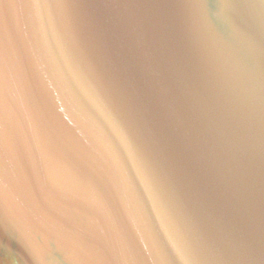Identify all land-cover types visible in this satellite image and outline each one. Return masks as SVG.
Wrapping results in <instances>:
<instances>
[{"label":"water","instance_id":"water-1","mask_svg":"<svg viewBox=\"0 0 264 264\" xmlns=\"http://www.w3.org/2000/svg\"><path fill=\"white\" fill-rule=\"evenodd\" d=\"M0 264H264V0H0Z\"/></svg>","mask_w":264,"mask_h":264}]
</instances>
